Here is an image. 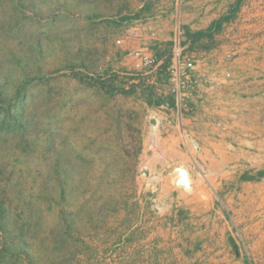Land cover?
Returning a JSON list of instances; mask_svg holds the SVG:
<instances>
[{
  "label": "rangeland",
  "instance_id": "rangeland-1",
  "mask_svg": "<svg viewBox=\"0 0 264 264\" xmlns=\"http://www.w3.org/2000/svg\"><path fill=\"white\" fill-rule=\"evenodd\" d=\"M142 1L0 0V103L13 102L26 84L22 129L0 133V264H134L160 188L144 167L152 150L143 152L138 130L147 81L124 76L108 95L73 72L132 73L121 54L138 37L130 30L139 29L118 22ZM261 34L237 39L264 45ZM128 84L136 93L126 92ZM190 143L166 170L174 204L185 203L174 185L179 167L191 178L185 176L190 205L236 202L229 182L209 171ZM238 249L249 264H264V243Z\"/></svg>",
  "mask_w": 264,
  "mask_h": 264
},
{
  "label": "crops",
  "instance_id": "crops-1",
  "mask_svg": "<svg viewBox=\"0 0 264 264\" xmlns=\"http://www.w3.org/2000/svg\"><path fill=\"white\" fill-rule=\"evenodd\" d=\"M259 3L143 0L133 17L121 18L139 29L121 54L124 65L136 50L157 60L141 76L147 86L137 116L143 152L152 150L144 167L160 188L149 233L134 245V264H249L238 245L264 243V45L247 39L233 45L258 31L264 41V0ZM172 59L183 62L181 79L189 83L182 91L184 107L168 89ZM190 142L208 170L229 182L227 194L236 202L190 205L180 188L177 198L185 203L174 204L166 170ZM226 164L230 172L222 171Z\"/></svg>",
  "mask_w": 264,
  "mask_h": 264
},
{
  "label": "trees",
  "instance_id": "trees-1",
  "mask_svg": "<svg viewBox=\"0 0 264 264\" xmlns=\"http://www.w3.org/2000/svg\"><path fill=\"white\" fill-rule=\"evenodd\" d=\"M125 21H127V18L122 19L118 23L121 22L123 23ZM73 75L84 86L97 88L98 90L108 95H113L116 91H118V86L116 85L117 81H120L121 84L124 83L123 82L124 76L117 73H108L106 76L102 78H94L82 73L79 75L75 72H73ZM128 77L124 78L127 79V82L134 79L132 76H128ZM25 87L26 84L17 88L15 92V99L13 102H8L5 104L0 103V133H8L14 130L22 129V125H21L22 112L20 107H22L21 103L23 101V94ZM134 90H135L134 87L131 86V84H128V88L126 92L133 93ZM144 90L145 89L143 87L142 91ZM4 250L5 249L0 251V260H2L3 258L2 253Z\"/></svg>",
  "mask_w": 264,
  "mask_h": 264
},
{
  "label": "built area",
  "instance_id": "built-area-1",
  "mask_svg": "<svg viewBox=\"0 0 264 264\" xmlns=\"http://www.w3.org/2000/svg\"><path fill=\"white\" fill-rule=\"evenodd\" d=\"M148 31H150V28H147ZM130 35L136 36L138 33V30L132 29L130 30ZM151 36H154V33H151ZM116 44L120 45L121 41L118 40ZM131 56L133 58L132 62V73L131 74H120L122 76H132V77H141L143 76L144 72L147 70L153 69L156 64L157 60L156 58L142 50H136L131 53ZM183 66V62L180 61V59H172L167 68H166V74H167V85L168 89L173 94H178L179 97V104L181 107H184L185 105V96L182 95V91L188 87V81L186 79H181V67Z\"/></svg>",
  "mask_w": 264,
  "mask_h": 264
},
{
  "label": "water",
  "instance_id": "water-1",
  "mask_svg": "<svg viewBox=\"0 0 264 264\" xmlns=\"http://www.w3.org/2000/svg\"><path fill=\"white\" fill-rule=\"evenodd\" d=\"M176 172L179 173V178L175 182L176 186L178 188H183L185 191L191 190V187L189 186V183L185 177V172L182 171L181 167L177 168Z\"/></svg>",
  "mask_w": 264,
  "mask_h": 264
},
{
  "label": "bare ground",
  "instance_id": "bare-ground-1",
  "mask_svg": "<svg viewBox=\"0 0 264 264\" xmlns=\"http://www.w3.org/2000/svg\"><path fill=\"white\" fill-rule=\"evenodd\" d=\"M260 9V8H259ZM260 11V10H259ZM189 142V141H188ZM194 144V143H193ZM165 145V144H164ZM163 147V146H162ZM196 148V150H197V147H195ZM169 151V150H168ZM171 155V154H170ZM175 156V155H174ZM227 165V164H226ZM219 168V167H218ZM183 171V170H182ZM185 176L187 177V178H189L190 180H191V178H190V176H189V174H187V173H185ZM177 178H179V177H177ZM190 186V185H189ZM251 195V194H250ZM257 197V196H256ZM250 215V214H249Z\"/></svg>",
  "mask_w": 264,
  "mask_h": 264
}]
</instances>
